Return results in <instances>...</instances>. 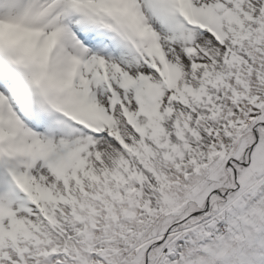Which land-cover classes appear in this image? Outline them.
<instances>
[{"label": "snow or ice", "instance_id": "6c2138e0", "mask_svg": "<svg viewBox=\"0 0 264 264\" xmlns=\"http://www.w3.org/2000/svg\"><path fill=\"white\" fill-rule=\"evenodd\" d=\"M0 264H264V0H0Z\"/></svg>", "mask_w": 264, "mask_h": 264}]
</instances>
